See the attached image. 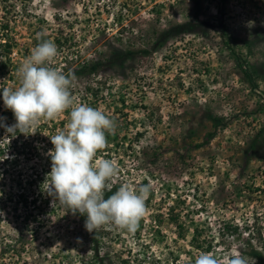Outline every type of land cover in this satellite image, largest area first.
I'll list each match as a JSON object with an SVG mask.
<instances>
[{"label":"rangeland","instance_id":"rangeland-1","mask_svg":"<svg viewBox=\"0 0 264 264\" xmlns=\"http://www.w3.org/2000/svg\"><path fill=\"white\" fill-rule=\"evenodd\" d=\"M1 18L11 26L0 30V264H97L81 220L43 188L49 136L68 113L34 134L6 131L16 120L3 87L18 86V67L38 37L54 41L50 66L68 73L150 47L165 30L196 19L206 24L151 56L73 79L75 104L119 121L97 155L117 162L111 183L151 186L135 232L101 228V255L105 264H194L204 251L178 237L167 220L171 205L205 224L220 264L237 253L250 257L252 248L264 253V0H0ZM210 115L225 125L215 128Z\"/></svg>","mask_w":264,"mask_h":264},{"label":"clouds","instance_id":"clouds-1","mask_svg":"<svg viewBox=\"0 0 264 264\" xmlns=\"http://www.w3.org/2000/svg\"><path fill=\"white\" fill-rule=\"evenodd\" d=\"M19 65L18 86L3 87V102L15 117L16 123L6 127L15 135L34 134L42 121H52L68 113L63 128L50 135L54 146L49 150L51 171L43 185L53 202L73 214L87 217L84 227L88 232L98 231L105 225H114L135 232L145 216L146 201L151 186L138 189L121 185L111 195L112 179L119 172L113 159L97 158L108 143L107 135L115 132V121L99 108L75 104L71 94L74 74L51 67L58 54L51 39L39 38ZM250 257L237 253L227 264H250ZM194 264H220L211 252H201Z\"/></svg>","mask_w":264,"mask_h":264},{"label":"trees","instance_id":"trees-1","mask_svg":"<svg viewBox=\"0 0 264 264\" xmlns=\"http://www.w3.org/2000/svg\"><path fill=\"white\" fill-rule=\"evenodd\" d=\"M212 1H216V0H212ZM221 3L223 2V0H220ZM222 5V4H221ZM217 11L219 13V18L221 21H219V26L221 28V37H226V27L224 24V10L222 8V6H218ZM209 23L211 26L215 27L214 24ZM206 24V22H200L198 19L193 20V21H188V22H184L178 25H175L167 30H165L164 32H162L161 34H159V36L156 38L154 44L150 47L147 48H142V49H138V50H128L125 52H120V53H116L113 54L112 56H110L107 59H102V60H97L94 61L92 64H86L85 66H82L80 68L77 69H71L68 71V73H72L74 74V78L76 77H85L88 75H93V74H97L99 71L103 70L106 67H112L114 65H116L119 61H126L129 59L134 58V56H140L143 58H146L148 56H151L153 53H155L156 51L162 49L167 43L168 41L173 38V37H177L179 35L182 34H191V33H195L197 32L198 28H200L202 25ZM10 21L7 20V18H1L0 20V30H5L8 31L10 29ZM40 38L45 39V36H41ZM6 42V46L7 47H11L12 48V42H10V39L5 40ZM40 42V39L38 41V43ZM259 79H264V76H261V74H259ZM250 83H256L255 81V77L252 78L250 76ZM254 85V84H253ZM148 109V108H146ZM147 111V110H146ZM149 114V112H148ZM209 120L213 123L215 128H218L219 126H224L225 122L223 119L219 118V117H214L212 115L208 116ZM115 121L116 124V128L115 131L117 129L118 126V120L112 118ZM49 124L47 122H44L42 124H40L39 126V130L45 129L46 127H48ZM57 127V123L55 124L54 128L52 127V129H56ZM54 131V130H52ZM20 135H25L23 133H20L19 131H17ZM216 129L214 132L209 133L206 141L203 142V144L197 146V147H201L206 145L207 143H209V141L213 138V136L215 135ZM138 134H142L141 132H139ZM29 135V134H28ZM27 142H24V144H26ZM185 149H188V147H186ZM176 153L178 155H180V153L178 151H176ZM112 191L111 192H106V197L108 195H111L114 191H116L119 186L118 185H114L112 184ZM178 208L174 205L169 206V210L166 213L167 215V220L169 223H171L176 229H177V234L179 238H183V239H187L188 237L190 238L189 240V245L193 250H201L204 252H209L210 249L212 248V241L208 238L209 235H205L207 230L205 229V224L202 223L201 221H197L195 220V218H189V220L185 219V216H183L182 212H180L181 210H177ZM68 212L72 213L70 210H68ZM73 214V213H72ZM74 216H76L79 220H81V222L83 223V225L85 224V220L87 219L86 216L84 215H80L79 213L73 214ZM85 228V227H84ZM86 235L89 239V243L91 245V254L93 255L95 262L97 264H105V256L101 255V249H102V245H103V236H102V232L103 230H98V231H93V232H88L86 229ZM250 257L252 259L255 260V264H264V253L261 252L258 249L252 248L251 252H250Z\"/></svg>","mask_w":264,"mask_h":264}]
</instances>
